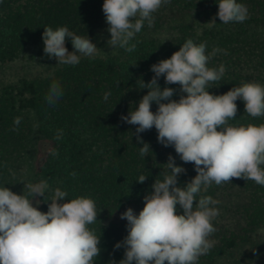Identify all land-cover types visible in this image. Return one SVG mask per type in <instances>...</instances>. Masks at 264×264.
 Listing matches in <instances>:
<instances>
[{"label": "trees", "instance_id": "1", "mask_svg": "<svg viewBox=\"0 0 264 264\" xmlns=\"http://www.w3.org/2000/svg\"><path fill=\"white\" fill-rule=\"evenodd\" d=\"M237 2L247 6L250 18L224 24L216 15L218 0H171L153 14V27L145 22L133 41H139L135 51L112 48L94 58L82 56L79 64L71 66L57 64L44 54V27L67 26L91 38L105 20L104 0H0V64L33 47L43 62L54 66L46 76L22 77L0 86V185L25 151L34 126L39 139L49 146L29 183L48 181L46 201L57 187L67 191V200L94 199L98 217L89 228L100 236L101 249L95 264H119L125 250L114 245L128 234L127 221L120 214L129 207L139 214L155 179H163L168 156L186 169L178 176V186H185L197 174L193 163L181 161L174 147L158 143L154 127L140 134L150 145L146 156H141L142 144L132 135L136 126L120 117L135 110L147 94L148 89L141 86L154 76L151 66L170 58L189 38L197 44L207 42V52L213 48L227 52H218L209 62V67H226L221 81L210 85L211 94L222 95L246 82L264 85V0ZM213 19L216 23L210 24ZM165 24L173 35L166 40L153 36ZM65 46L73 51L70 40ZM53 81L59 82L63 95L55 106H49L45 97ZM158 84L161 89H175L171 99L179 100V85H166L163 76ZM105 93H110L107 100ZM236 104L237 116L229 121L231 125L264 124V116L253 118L245 112L242 100ZM157 107L153 102L151 110ZM17 116L22 120L18 130L12 131ZM58 129L63 130L59 140L55 139ZM141 174L147 176L143 184L137 182ZM202 195L219 201V215L212 221L216 231L209 237L214 246L198 264H264V186L233 178L230 183H213ZM39 210L46 212L47 202Z\"/></svg>", "mask_w": 264, "mask_h": 264}, {"label": "clouds", "instance_id": "2", "mask_svg": "<svg viewBox=\"0 0 264 264\" xmlns=\"http://www.w3.org/2000/svg\"><path fill=\"white\" fill-rule=\"evenodd\" d=\"M170 2L104 0L102 11L111 37L107 44L129 53L135 51L139 41H133L145 22L153 27V14ZM217 4L221 23H242L250 18L247 6L237 0H218ZM209 23L215 24V19ZM42 40L44 54L62 65L75 66L82 56L94 58L99 50L88 35H77L67 26L55 30L44 27ZM67 40L72 52L65 46ZM221 51L227 54L219 48L207 52V42L197 44L187 39L170 58L151 66L154 76L148 83L142 81L141 86L148 89L147 94L135 110L120 117L136 126L132 135L142 144L141 156H146L150 145L140 134L154 127L158 143L174 147L181 161L193 163L197 174L185 186H178V176L186 169L178 166L171 154L168 156L164 164L167 171L162 180L155 179L139 214L131 207L120 214V219L127 221L128 234L114 245L125 250L119 264H198L214 246L209 237L216 231L212 221L219 215V201L202 193L213 183H230L233 178L264 186V124L229 123L237 116V100L244 102L251 117L264 116V85L246 82L222 95L211 94L210 85L221 81L226 72L223 64L209 67L210 60ZM161 76L166 85H179L182 95L178 101L171 99L175 89L160 88ZM62 95L59 82L53 81L45 100L55 106ZM109 95L105 93L104 99ZM153 102L158 106L155 112L151 110ZM21 120L20 116L14 118L12 131L18 130ZM62 135L63 130L58 129L55 139ZM49 151L57 154L54 149ZM146 179L141 174L137 182L143 184ZM49 189L47 180L24 184L22 194L0 186V264H95L101 252L100 236L89 225L97 221L96 202L85 196L67 200V191L59 187L46 201ZM43 202L48 205L46 212L39 210ZM177 206L182 214H178Z\"/></svg>", "mask_w": 264, "mask_h": 264}, {"label": "rangeland", "instance_id": "3", "mask_svg": "<svg viewBox=\"0 0 264 264\" xmlns=\"http://www.w3.org/2000/svg\"><path fill=\"white\" fill-rule=\"evenodd\" d=\"M107 28L108 25L104 20L96 34L90 38L99 49L96 56H101L112 51V47L107 44V41L111 38ZM172 35L173 33L169 29V25L166 24L153 33V36L162 40L169 39ZM53 67L52 62H43L39 58L36 50L33 47H29L21 52L13 61L0 64V86L15 82L22 77L33 78L46 76L51 73ZM32 130V137L25 151L21 152V155L18 157L11 175L0 185L9 187L17 194H22L24 184L34 179L36 168L49 146L47 141L39 139L34 131V126Z\"/></svg>", "mask_w": 264, "mask_h": 264}]
</instances>
